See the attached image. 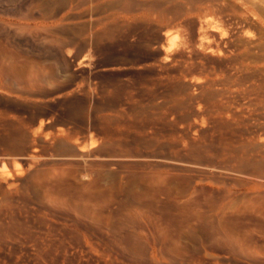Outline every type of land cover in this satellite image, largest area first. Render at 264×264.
Masks as SVG:
<instances>
[{
  "label": "rangeland",
  "instance_id": "rangeland-1",
  "mask_svg": "<svg viewBox=\"0 0 264 264\" xmlns=\"http://www.w3.org/2000/svg\"><path fill=\"white\" fill-rule=\"evenodd\" d=\"M254 203L264 0H0V264H264Z\"/></svg>",
  "mask_w": 264,
  "mask_h": 264
},
{
  "label": "bare ground",
  "instance_id": "bare-ground-1",
  "mask_svg": "<svg viewBox=\"0 0 264 264\" xmlns=\"http://www.w3.org/2000/svg\"><path fill=\"white\" fill-rule=\"evenodd\" d=\"M224 208V207H223ZM233 209H235V208H233ZM238 209H240V208H238ZM236 210V209H235ZM242 210V209H241ZM244 210V209H243ZM216 211V210H215ZM222 211H223V209H222ZM233 211V210H232ZM237 211V210H236ZM245 211L246 212H256V213H258V214H260V215H262L263 217H264V205H260V204H248V206L245 208ZM225 212H227V210L225 209ZM229 212V211H228ZM235 212V211H234ZM215 214H216V212H214ZM230 213H232V212H230ZM238 213V212H237ZM245 213V212H244ZM222 214V213H221ZM221 214H220V219H219V221H218V224H217V226L215 225L214 226V231H216V235H219V236H223L224 237V239H225V241H227V242H229L228 244H231L232 245V248L234 247V248H236V246L237 247H239V246H242V247H244V245H245V242H244V239H245V234L246 233H248V232H246L245 231V233L243 234V233H240V231H239V233H237L233 228H231V226H232V223L230 224V225H228V223H227V221L224 219V216H221ZM226 214V213H225ZM224 214V215H225ZM235 214V213H234ZM239 214H240V212H239ZM241 215V214H240ZM240 215H238V216H240ZM244 215V214H243ZM201 216V215H200ZM229 216V215H228ZM234 216V215H233ZM204 217V216H203ZM208 217V216H207ZM236 217V216H235ZM242 217V216H241ZM200 219H203L202 218V216L201 217H199ZM226 218H228V217H226ZM238 218V217H237ZM229 219V218H228ZM236 219V218H235ZM240 220V219H239ZM203 221V220H202ZM207 222V221H206ZM215 222V221H214ZM217 222V221H216ZM239 222V221H238ZM210 224V223H209ZM234 224V223H233ZM211 225L212 224H210V226L209 227H211ZM236 226V225H235ZM238 226V225H237ZM233 227V226H232ZM236 228V227H235ZM238 228V227H237ZM211 230V229H210ZM211 231H213V230H211ZM214 231H213V233H214ZM246 237H247V235H246ZM249 237V236H248ZM247 237V238H248ZM223 239V238H222ZM230 246V245H229ZM241 248V247H240ZM244 249V248H243ZM249 251V250H248Z\"/></svg>",
  "mask_w": 264,
  "mask_h": 264
}]
</instances>
